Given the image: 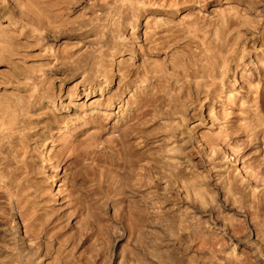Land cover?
I'll use <instances>...</instances> for the list:
<instances>
[{"label":"rangeland","instance_id":"rangeland-1","mask_svg":"<svg viewBox=\"0 0 264 264\" xmlns=\"http://www.w3.org/2000/svg\"><path fill=\"white\" fill-rule=\"evenodd\" d=\"M2 17L0 264H264V0Z\"/></svg>","mask_w":264,"mask_h":264},{"label":"bare ground","instance_id":"bare-ground-1","mask_svg":"<svg viewBox=\"0 0 264 264\" xmlns=\"http://www.w3.org/2000/svg\"><path fill=\"white\" fill-rule=\"evenodd\" d=\"M0 22L1 23H8V18L7 17H2L1 19H0ZM10 24V23H9ZM7 25V24H6ZM96 33V32H95ZM94 33V34H95ZM97 34V33H96ZM97 37V36H96ZM95 42V41H94ZM119 51V50H118ZM117 51V52H118ZM122 51V50H121ZM107 58V57H106ZM125 58H124V54H123V52H119V53H117V54H111V55H109V58L107 59V61H106V65H105V69H106V71L108 72V74L110 73H113V71H114V69H116V66L118 65L119 66V64L124 60ZM107 74V75H108ZM112 76V75H111ZM116 76V75H115ZM114 77V76H113ZM120 78V77H119ZM112 81H113V83L114 84H118L119 82H120V79H118V78H116V77H114L113 79H112ZM81 92H83V91H81ZM86 96H88V94L87 95H85V97ZM72 101H77L78 100V98L75 96V95H73L71 98H70ZM96 100L97 99H95L94 98V100H92L91 101V103H93V102H96ZM226 101V95H221L218 99H217V101H215V113L217 114V115H220V114H222L223 113V105H224V102ZM72 107H73V109H75L76 107H77V105H76V102L72 105ZM63 108V107H62ZM62 108H59V113H57L52 107H51V105L49 104V102L48 101H45L43 104H42V106L40 107V105L38 106V107H36L35 109H34V112L36 113V114H43V113H45V112H48L49 114H50V117H52L53 118V120L54 119H56V120H59V119H61V116H62V112H64V110L62 109ZM65 109V108H64ZM33 110V109H32ZM33 112V111H32ZM60 112H61V114H60ZM47 114V113H46ZM31 115H32V113H31ZM33 117V116H32ZM37 117H39V116H37ZM230 121L228 120V122L227 123H229Z\"/></svg>","mask_w":264,"mask_h":264}]
</instances>
